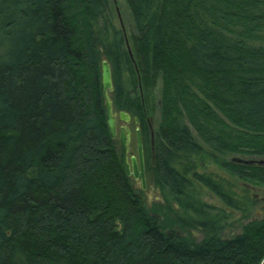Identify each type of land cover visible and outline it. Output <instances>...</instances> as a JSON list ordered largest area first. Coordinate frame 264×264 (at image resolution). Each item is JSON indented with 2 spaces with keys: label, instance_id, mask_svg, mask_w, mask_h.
I'll return each mask as SVG.
<instances>
[{
  "label": "trees",
  "instance_id": "obj_1",
  "mask_svg": "<svg viewBox=\"0 0 264 264\" xmlns=\"http://www.w3.org/2000/svg\"><path fill=\"white\" fill-rule=\"evenodd\" d=\"M124 2L127 37L111 0H0V264H264L248 188H264V165L233 161L264 159V0ZM103 59L146 149L154 119L169 226L119 161ZM208 161L248 187L199 171Z\"/></svg>",
  "mask_w": 264,
  "mask_h": 264
},
{
  "label": "rangeland",
  "instance_id": "obj_2",
  "mask_svg": "<svg viewBox=\"0 0 264 264\" xmlns=\"http://www.w3.org/2000/svg\"><path fill=\"white\" fill-rule=\"evenodd\" d=\"M111 5L115 9V13H114L115 18L113 19L114 26L121 29L122 32L126 35V37L129 36L132 33V21H131L130 13L128 11V8L124 0H111ZM117 9L121 16L122 22L119 21V18L117 15ZM154 117H155V120L158 119L159 117L158 112L155 114ZM151 123L153 127V125L155 124L154 119ZM234 157L243 158V156H234ZM244 159H249V158L245 157ZM198 170L201 172L213 173L217 176L230 179L232 182H235L237 184L238 189H240L243 186L248 187L246 184H244L240 180H237L235 177L228 176V174L220 170L217 166H215L213 163L209 161L206 164H204L202 167H200ZM154 181L155 180L151 177L150 180L146 183L145 190H143L140 194H141V197L147 209L151 213L159 216L161 219H165L166 226H169L170 223L172 222L171 214L169 213V208L171 209L175 208L177 210L178 206H177V203L173 202L172 199L168 201L163 197V195L160 193V189L156 186ZM135 187L137 188L138 192L139 190H141L139 185L138 187L135 185ZM248 188H249L250 197H252L254 200V205L250 209L251 218L261 217L263 215V208H264V188L259 187V186L248 187ZM201 192H202L201 193L202 199L205 202L217 208L222 207L221 203L214 195L207 192L205 189H202ZM243 217H244V214L242 212L234 214V218H233L234 219L233 221H235L234 226L233 227L231 225L225 226V229L222 230V234L228 237V236H231L232 234L238 233L239 224L247 222V220H245ZM208 221L210 223L212 222L216 223L217 220L214 218V216H211L210 218H208ZM193 234L195 238H197V240H200L202 238V235L200 233H197L194 231Z\"/></svg>",
  "mask_w": 264,
  "mask_h": 264
},
{
  "label": "water",
  "instance_id": "obj_3",
  "mask_svg": "<svg viewBox=\"0 0 264 264\" xmlns=\"http://www.w3.org/2000/svg\"><path fill=\"white\" fill-rule=\"evenodd\" d=\"M117 15L119 21H121V16L117 9ZM126 47L129 53L130 58H132L131 50L126 41ZM101 82H102V91H103V100L105 107V115L107 120V126L109 129V134L112 139L119 140V161L125 172L129 177H133L135 180L139 179L141 182V189L145 190V174H144V158H143V146L141 140V132L139 128H136V148L137 155H131L130 161L128 160L127 153L129 151L130 143V131L126 126H120L117 129V119L121 122L127 123L130 119L129 114L124 111H120L118 114L113 110V103L110 98V93L113 92V81L112 73L109 62L106 59H103L101 62ZM137 122V118L134 120ZM233 161L240 162L246 165H264L263 160H241L233 159Z\"/></svg>",
  "mask_w": 264,
  "mask_h": 264
},
{
  "label": "flooded vegetation",
  "instance_id": "obj_4",
  "mask_svg": "<svg viewBox=\"0 0 264 264\" xmlns=\"http://www.w3.org/2000/svg\"><path fill=\"white\" fill-rule=\"evenodd\" d=\"M129 117H130V119H129V121L127 123L121 122L120 120L117 119V129H119L120 126H126L129 129V131H130L129 151L127 153L128 160L130 161L131 155H137L135 130H136V128L140 129V122H139V119L137 117L133 118V117H131L130 114H129ZM136 118L138 120L137 122L134 121ZM152 121H153L152 118L148 119V123H149V127H150L148 149H146L144 147V144L142 142L143 158H144L145 183H147L150 180V178H151V167H152V163H153V161L155 159L154 130H153V127L151 125ZM140 132H141V130H140ZM117 140H118V138H117ZM141 140H142V135H141ZM118 142H119V140H118ZM129 177L134 180V183H135V185L137 187L139 185L140 188H141V182H140L139 179L135 180L133 177H131V176H129Z\"/></svg>",
  "mask_w": 264,
  "mask_h": 264
}]
</instances>
